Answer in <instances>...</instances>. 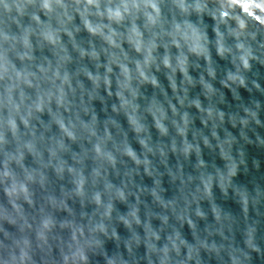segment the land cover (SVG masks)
Returning <instances> with one entry per match:
<instances>
[{
  "label": "water",
  "instance_id": "obj_1",
  "mask_svg": "<svg viewBox=\"0 0 264 264\" xmlns=\"http://www.w3.org/2000/svg\"><path fill=\"white\" fill-rule=\"evenodd\" d=\"M0 264H264V0H0Z\"/></svg>",
  "mask_w": 264,
  "mask_h": 264
}]
</instances>
